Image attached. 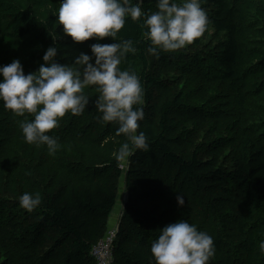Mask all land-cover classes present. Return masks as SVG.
<instances>
[{
    "label": "trees",
    "instance_id": "obj_1",
    "mask_svg": "<svg viewBox=\"0 0 264 264\" xmlns=\"http://www.w3.org/2000/svg\"><path fill=\"white\" fill-rule=\"evenodd\" d=\"M59 2L0 0V66L19 59L25 74L34 72L43 63L47 48L54 44L58 47L56 62L74 66V58L85 53L87 46L113 42L105 37L76 43L64 36L56 18ZM201 4L210 21L202 36L210 29L221 36L212 54V76L240 100L252 92L250 100L259 102L255 109L264 124V0H201ZM143 7L156 10L155 0H144ZM119 35L138 42L139 51L129 55L121 68L134 70L143 84L145 119L139 122L138 132L148 136L151 155L160 154L176 170L174 175L188 182L190 193L197 190L195 198L201 197L198 206L207 201L215 206V199L234 194L242 209L231 219L237 237L223 235L215 228V254L234 247L240 255L238 264H264V254L259 251L264 239V145L244 138L240 158L231 171L203 170L204 161L196 150L188 159L179 154L171 145V132L174 114L185 106L182 93L174 92L154 108L156 87L163 79L151 62L154 57L144 53L149 43L130 18ZM202 36L192 44H201ZM177 53H161L158 58L169 62ZM254 76L263 83L251 91L248 87ZM93 91L94 95L85 93L89 104L81 115L67 113L56 131L54 128L47 133L60 139L54 154L43 145L25 141L20 123L33 116L18 117L0 101V224L12 227L7 243H0L10 255L0 264H96L90 250L109 228L108 217L117 200L121 176L130 193L113 238L111 264H154L151 244L170 221L164 210L140 203L133 178H139L143 169L126 173L117 166L115 156L96 152L118 125L102 121L94 107L99 93ZM3 124H9L8 129L12 124L14 135H7ZM142 151L134 152L133 162H139ZM25 192L40 194L41 205L32 212L19 206L18 198ZM148 195L147 189L142 198ZM219 202L224 203V199ZM209 264H215L214 257Z\"/></svg>",
    "mask_w": 264,
    "mask_h": 264
},
{
    "label": "clouds",
    "instance_id": "obj_2",
    "mask_svg": "<svg viewBox=\"0 0 264 264\" xmlns=\"http://www.w3.org/2000/svg\"><path fill=\"white\" fill-rule=\"evenodd\" d=\"M151 2V0H150ZM144 0H60L56 18L64 36L81 43L90 38L110 37L112 43L90 45L91 55L80 53L72 65L56 62L58 47L49 46L38 70L25 74L19 59L0 66V101L16 116L34 118L21 121L24 139L29 144L45 145L50 154L59 148L58 139L47 133L70 113L81 115L89 104L85 89L99 93L94 107L104 122L118 125L116 135L127 139L115 152L117 166H122L136 150L147 151L148 136L139 131L145 119L144 87L131 68H121L129 55H135L138 42L119 34L130 18L142 29L149 46L145 55L159 57L184 49L201 37L210 23L201 0H155L156 10H145ZM19 206L32 212L41 205L39 193L25 192ZM178 207L186 203L176 193ZM154 264H209L216 248L212 236L195 224L178 219L160 229L151 244ZM264 254V239L259 243Z\"/></svg>",
    "mask_w": 264,
    "mask_h": 264
},
{
    "label": "rangeland",
    "instance_id": "obj_3",
    "mask_svg": "<svg viewBox=\"0 0 264 264\" xmlns=\"http://www.w3.org/2000/svg\"><path fill=\"white\" fill-rule=\"evenodd\" d=\"M220 38V35L210 29L202 36L201 44H190L176 51L179 53L171 56L169 62L157 57L151 59L152 64L157 67L156 71L163 79L156 87L153 107L156 108L163 100L171 98L174 92H181L185 106L174 114L175 126L171 132L172 147L187 159L196 150L198 158L204 161L203 170L221 168L231 171L233 164L240 158L241 142L244 138L249 137L257 144L264 145V124L261 125L260 115L255 109L257 108L255 105L259 102L250 100L252 92L247 93L245 99L240 100L224 82H219L212 76L215 69L212 54ZM85 53L91 55L88 46L85 48ZM261 79L252 77L248 90L252 91L260 87L263 83L260 82ZM262 86L264 88V84ZM93 89L96 90L93 86L84 91L88 95H94ZM261 103L264 104V96ZM8 125L3 124V129H8ZM56 129L57 127L54 131ZM14 132L11 124L7 135H14ZM55 137L59 143L60 139L56 134ZM126 139L123 134L118 136L114 131L112 135L106 137V142L96 149V152L115 156L117 147L126 142ZM86 149L90 152V147ZM151 154L150 149L142 151L138 156L139 162H133L130 156L126 162H122L121 166L126 173L129 169L144 170L139 174V178H133L141 195V204L145 207H156L159 211L164 210L166 219L170 223L183 219L190 224H195L198 230L206 231L210 236L214 234L216 228L218 229L216 232L237 237L231 219L242 209L239 208L238 199L234 194H231L230 198H226L227 195L215 199L217 202L215 206L210 204L212 201H207L208 205L203 203L198 206L201 197L195 198L197 190L190 193L187 187L188 182L180 180L181 177L178 179V176L174 175L176 170L170 168L160 154ZM226 181L218 182V184ZM125 185L124 176H121L117 185V200L108 217V219L112 217L109 226L111 228H118L123 207L129 198L130 192ZM193 188L194 186L191 185L190 189ZM147 189L149 195L142 198L143 191ZM176 193H181L185 197L186 203L182 208L177 206ZM220 199H224V203L219 202ZM11 229L12 227L0 224V243H7ZM231 249L233 251L224 250L222 254H215V264L231 262L238 264L240 255L234 247ZM9 255V252L0 244V261L9 258Z\"/></svg>",
    "mask_w": 264,
    "mask_h": 264
},
{
    "label": "built area",
    "instance_id": "obj_4",
    "mask_svg": "<svg viewBox=\"0 0 264 264\" xmlns=\"http://www.w3.org/2000/svg\"><path fill=\"white\" fill-rule=\"evenodd\" d=\"M116 230L117 227H109L105 235L92 246L90 255L96 264H111L112 242Z\"/></svg>",
    "mask_w": 264,
    "mask_h": 264
},
{
    "label": "crops",
    "instance_id": "obj_5",
    "mask_svg": "<svg viewBox=\"0 0 264 264\" xmlns=\"http://www.w3.org/2000/svg\"><path fill=\"white\" fill-rule=\"evenodd\" d=\"M111 219H112V217L110 219H108V223H107L108 227L111 225L110 224L112 222Z\"/></svg>",
    "mask_w": 264,
    "mask_h": 264
}]
</instances>
